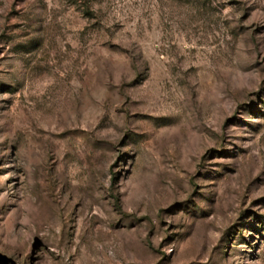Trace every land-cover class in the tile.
<instances>
[{
    "label": "rangeland",
    "instance_id": "374dc122",
    "mask_svg": "<svg viewBox=\"0 0 264 264\" xmlns=\"http://www.w3.org/2000/svg\"><path fill=\"white\" fill-rule=\"evenodd\" d=\"M0 264H264V0H0Z\"/></svg>",
    "mask_w": 264,
    "mask_h": 264
}]
</instances>
